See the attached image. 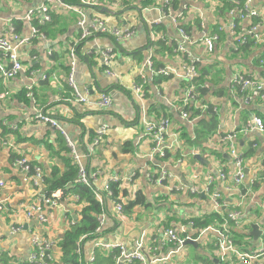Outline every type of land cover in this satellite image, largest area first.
<instances>
[{
    "label": "crops",
    "instance_id": "1",
    "mask_svg": "<svg viewBox=\"0 0 264 264\" xmlns=\"http://www.w3.org/2000/svg\"><path fill=\"white\" fill-rule=\"evenodd\" d=\"M232 1L172 0L168 8L162 9L160 0H78L74 5L86 14L87 22L97 19L107 28L79 40L73 64L76 88L87 95L90 103L101 94L110 95L111 105L98 108L71 102L73 91L67 83L71 70L68 50L78 41L81 32L77 23L79 13L62 9L49 0H0L1 36L10 24L20 35L29 34L33 22L23 18L29 9L48 4L52 14L51 21L42 25L44 38L32 39L30 44L20 47L25 69L11 79L3 78L0 70V93L8 91L0 106V125H3L0 140L5 143L0 141V181L4 182L0 199L5 205L0 209V255L7 257L6 262L0 259V264H29L33 235L52 243L49 253L52 260L48 264H60L59 242L71 225L70 218H76L80 209L75 204L76 196L63 197L60 191L56 205L44 210L45 222L28 218L25 210L34 200L37 189L24 180L23 173L12 162L22 155L39 165L44 174L54 167L62 173L66 168V153L59 148L62 141L67 144L66 137L74 145L81 163L97 174L96 187L101 188L106 180L118 181L117 201L122 205L133 200L136 194L144 197L143 204L124 211L122 216L115 212L114 200L106 199L107 211L100 233L82 245L80 242L81 264H218L215 228L220 224L198 229L188 222L215 212L227 217L234 210L240 211L237 222L227 221L234 242L243 251L261 248L264 244V132L254 129L243 134L239 130L252 116L264 121V97L249 90L241 91L234 79L240 73L264 79V63L259 57L264 52V28L260 30L259 48L250 52L238 49L236 36L252 22L264 20V0L247 3L249 10L256 13V20H240L230 15ZM232 23L236 25L234 33L230 30ZM115 26L134 29V33L117 39L110 32ZM179 28L191 38L185 44L186 50L198 58L199 96L189 102L187 118L181 115L185 111L186 88L182 78L151 71L176 68L185 60L186 55L178 53L174 45L176 39L182 38ZM210 34L218 38L212 49L207 50L202 38ZM150 38L165 40L166 46H151ZM107 47L117 52L110 65L111 74L103 67L102 52ZM147 59L151 60V69ZM6 65L7 59L0 54V66ZM134 84L143 93L139 103L134 102L132 95ZM29 85L31 97L26 96ZM191 108L198 109L200 115L191 118ZM38 109L58 120L63 132L35 121L32 117ZM212 115L216 119L214 126L210 123ZM162 118L170 120L166 157L156 155L151 139L143 134L147 121ZM103 126L106 131L91 150V140ZM231 132L237 134V149L245 166L243 196L232 187L235 165L222 140L223 134ZM162 170L169 176L157 184L154 180ZM214 194H219L223 201L219 209L214 208ZM254 223L262 232L257 240L251 235ZM14 227L19 229L14 231ZM168 227H174L180 238L196 241V246L162 244V232ZM97 240L124 243L130 249L141 241L143 247L155 245L156 250L147 253L146 263H125L117 261V249L98 247L92 263L88 258ZM225 264L262 263L260 259L242 263L234 258Z\"/></svg>",
    "mask_w": 264,
    "mask_h": 264
},
{
    "label": "built area",
    "instance_id": "2",
    "mask_svg": "<svg viewBox=\"0 0 264 264\" xmlns=\"http://www.w3.org/2000/svg\"><path fill=\"white\" fill-rule=\"evenodd\" d=\"M85 2V0H81ZM249 0H233L231 2V8L229 10V14L236 15L240 20L250 19L257 17L254 11L249 10L248 8ZM50 3L55 4L56 6L61 7L65 10H73L78 12V20L77 23L80 26L81 32L78 41H75L68 50L69 57V67L70 73L68 75L67 83L72 88L73 91V101L71 102H79L85 104H91L98 108H106L109 107L112 103L111 97L108 94H101L99 99L90 103L87 95L84 93H80L76 88L74 78H73V64L75 59H77L76 55V45L79 44V40H83L88 36L97 33L106 31L107 28L104 25V22L94 19L91 22H87L86 14L79 10V6L67 4L62 2V0H49ZM161 8H168L172 0H160ZM27 21H32L33 25L31 27V31L27 35H20L19 33L14 31L13 24L7 26V31L4 36L0 35V54H2L7 59V65L5 67L0 66V70L4 73L5 79H11L18 73L22 72L25 68L20 59V47L23 45L30 44L32 39L39 40L40 38H44V33L41 31L39 26H42L51 21V7L48 4H41L34 9H29L25 16L23 17ZM236 28L235 23L230 25V30L234 33ZM264 28V20H257L254 23L252 22L247 28H245L241 33H238L237 41L238 43L243 42V36L250 34L254 37L256 42H260L261 34L260 30ZM110 32L114 35L115 38H126L131 36L134 33V29H122L119 27H111ZM179 34L182 38L179 40H175V50L178 53H184L185 60L181 62V64L176 68H161L157 71V69H152L155 73H159L164 76H175L180 77L185 82V97L183 98L184 106H188L191 100H196L198 98V90L199 84L196 83V79L198 77V58L191 56V54L186 50L185 44L190 43L191 38L190 35L183 29L179 28ZM151 36V31H150ZM218 36L215 34L205 35L202 38V42L205 45L207 50H211L213 47V43L217 40ZM150 40H152L150 38ZM48 54L50 51L48 50ZM103 54V67L104 71L107 74H111L110 65L113 60L117 57V52L114 51L111 47H107ZM34 59L35 57H31ZM148 68L151 69L152 63L150 59L146 61ZM33 75V72L30 73ZM235 85H237L241 91H252L261 97H264V79H257L255 77H251L248 74L240 73L234 79ZM26 91L28 94L26 96L31 97V85L27 86ZM8 91H4L0 93V106L3 103L4 98L7 96ZM132 95L134 98V102L139 103L142 100L143 93L141 87L137 84L132 86ZM250 97L248 96L247 99ZM183 117H188L187 111H183L181 113ZM35 121H39L40 123L49 124L59 131L63 132L59 121L46 114L43 110L38 109L37 115L32 117ZM170 120L168 118H162L159 121H147L144 126V136H147L151 139L153 144V152L160 157H166V135L168 131ZM3 125H0V127ZM258 130L264 132V121L259 116H252L247 119L244 126L240 128L239 132L246 134L251 130ZM106 131V127L103 126L96 132V136H94L91 140V150L96 146L103 134ZM66 137V135H64ZM222 140L226 143L228 148V153L231 156L232 162L235 165V172L233 176V185L232 187L241 192L242 185L244 184V180L246 177L245 166L243 163L242 155L239 153L237 149V134L235 132L227 133L222 135ZM1 141V140H0ZM2 142V141H1ZM67 146L69 147V154L73 155L72 158L77 162V176L76 182H82L86 185L93 186L96 198L103 205L105 196L108 198L112 195V191L110 188V181L106 180L101 188L95 186L97 180V174L89 171L86 166L79 162V155H77L74 151V145L67 139ZM4 143V142H2ZM5 144V143H4ZM13 165L19 168V170L23 173V178L25 181H29L34 187H36L37 192H35L34 200L26 207L25 214L28 218H36L40 222H45L47 220L46 215L44 214V210L46 208L52 207L56 205L58 199L60 198V190H56L48 193L44 188V172L42 168L37 165L31 163L25 156H19L13 159ZM168 173L165 170H162L159 177L154 180L155 183L160 184V182L164 181L167 178ZM221 177H224V174L221 173ZM4 186V182L0 181V195L1 188ZM230 189V188H228ZM244 194L241 192V196ZM212 200L214 203V208L219 209L223 205V201L221 200V196L219 194H214L212 196ZM114 210L119 215H123L122 204L120 202H114ZM5 208L2 200L0 199V209ZM240 211L234 210L227 214V220H224L217 229V249L216 254L218 258V264H225L227 260L237 258L242 263H248L251 260L260 259L261 263L264 264V244L261 248L253 251H243L241 250L237 244L234 242V239L231 237L228 228V220L237 222ZM106 215L105 206L103 205L102 211L97 216L98 225L94 230V234L100 233V229L102 223L104 221ZM73 224V220L70 222ZM193 222L189 221L188 225L192 226ZM16 228V229H15ZM19 228L14 227V231ZM84 237V236H83ZM81 237V239L83 238ZM80 239V240H81ZM99 239V238H98ZM186 237L180 238L176 229L174 227L166 228L161 235V243L173 244L174 246L179 247L183 244ZM102 240L95 241L94 248L88 258L89 262H94L95 259V249L102 248L107 250L117 249L118 253L116 255L117 261L132 263L134 261L146 263L148 258V254L150 251L154 253L156 250V246H148L143 247L142 242L139 241L136 244L134 249H130L126 247L124 243H110V242H98ZM32 252L27 258V262L29 264H48L50 260H52V256L50 253V248L52 243L48 240L39 241L37 235H33L31 239ZM80 249H77L79 252Z\"/></svg>",
    "mask_w": 264,
    "mask_h": 264
},
{
    "label": "trees",
    "instance_id": "3",
    "mask_svg": "<svg viewBox=\"0 0 264 264\" xmlns=\"http://www.w3.org/2000/svg\"><path fill=\"white\" fill-rule=\"evenodd\" d=\"M64 1L72 5L78 3V0H64ZM229 5H231V3ZM254 19L256 20V18ZM43 26H39V28L42 30ZM157 28H161V26H158ZM79 44L76 45L77 52H78ZM154 44L158 46L159 45L166 46L165 40L162 39L150 41L151 46ZM257 48H259L258 42H256L254 37H252L250 34L244 35L243 42L238 43V49L242 51L250 52ZM259 57L261 60L260 62L264 63V52L261 53ZM184 107H185V111H187L188 113V106H184ZM191 110H192L190 115L191 118H194V116L196 115H200V111L198 109L191 108ZM215 122H216L215 115H212V119L210 121L211 126H214ZM59 150H63L66 153L64 157V163L66 168L62 173H60V171L56 167H54L50 171V173L48 174L45 173L44 188L48 193L56 190H60L63 197L76 196L75 204H79L80 209L75 215L76 218H70L71 220H73V224L69 225V227L65 230L64 235L59 242V246L62 252L60 257V264H81L83 262L80 259L82 242L91 239L94 235H97L94 234V230L98 225L97 216L102 211L103 205L105 206V211H107L106 209L107 197L105 196L104 204L102 205L95 196L94 185L89 186L86 184L77 183L75 181L77 176V164L73 160L72 155L69 154V147L67 146L66 143L64 144L62 141ZM167 153L168 150H166V155ZM118 183H119L118 181H110V188L112 191V195L109 198L111 200H114V202L120 201V200L117 201V196L119 193ZM143 203H144V197L142 195L136 194L133 200H130L125 205H122L123 212L124 211L127 212L128 210H131L133 206ZM224 219H227L226 215L222 217L217 212L210 213L201 218L193 219L192 220L193 228L204 229L209 225H213L217 223L219 225L223 222ZM81 237L83 238L80 240ZM78 248L80 249L79 252H77ZM115 253L116 252L113 251L112 255H115ZM0 259L3 262L7 261V257L5 254L0 255ZM96 264H98V262Z\"/></svg>",
    "mask_w": 264,
    "mask_h": 264
},
{
    "label": "water",
    "instance_id": "4",
    "mask_svg": "<svg viewBox=\"0 0 264 264\" xmlns=\"http://www.w3.org/2000/svg\"><path fill=\"white\" fill-rule=\"evenodd\" d=\"M198 158L200 159V156H198ZM251 235L254 237V239H258L261 235V231L259 230V225L258 224H252L251 225ZM186 244H191L193 246H196V241H194L193 239H186L184 242H183V245H186Z\"/></svg>",
    "mask_w": 264,
    "mask_h": 264
},
{
    "label": "bare ground",
    "instance_id": "5",
    "mask_svg": "<svg viewBox=\"0 0 264 264\" xmlns=\"http://www.w3.org/2000/svg\"><path fill=\"white\" fill-rule=\"evenodd\" d=\"M3 78H4V73H3ZM37 115V112L34 114V116H36ZM65 135V134H64ZM95 147V146H94ZM75 151V150H74ZM76 153V152H75ZM240 153V152H239ZM73 156V155H72ZM243 158V157H242ZM76 162V161H75ZM79 162L81 163V159H80V157H79ZM76 164H77V162H76ZM82 164V163H81ZM77 183H80V184H84V183H82V182H77ZM38 240L39 241H43L44 239H40V238H38Z\"/></svg>",
    "mask_w": 264,
    "mask_h": 264
}]
</instances>
